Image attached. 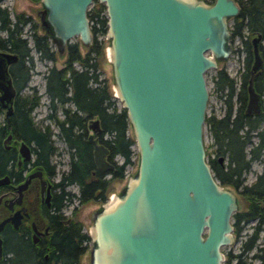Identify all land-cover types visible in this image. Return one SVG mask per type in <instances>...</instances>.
<instances>
[{"label":"water","instance_id":"obj_1","mask_svg":"<svg viewBox=\"0 0 264 264\" xmlns=\"http://www.w3.org/2000/svg\"><path fill=\"white\" fill-rule=\"evenodd\" d=\"M39 28L61 56L76 37L93 39L87 9L92 0H38ZM104 6L105 59L113 96L125 109L137 153L136 168L118 192L90 213L88 264H224L223 247L233 242L234 190L213 175L203 144L208 100L204 72L231 52L229 20L238 0H97ZM260 33L250 37L245 111L260 110L253 78L264 59ZM76 41V40H73ZM14 52L0 49V109L10 114L15 88L7 64ZM62 64L54 62L59 69ZM86 140L96 169L113 168L107 147ZM10 138L6 134L3 143ZM21 159L30 156L23 140ZM115 160V158H113Z\"/></svg>","mask_w":264,"mask_h":264},{"label":"trees","instance_id":"obj_2","mask_svg":"<svg viewBox=\"0 0 264 264\" xmlns=\"http://www.w3.org/2000/svg\"><path fill=\"white\" fill-rule=\"evenodd\" d=\"M238 2L240 6L238 14L232 17L228 28L230 38L238 37L244 52L245 73L242 78L244 82L251 57V36L260 33L259 47L261 52H264V0H238ZM87 16L90 20L93 39L90 44L83 46L85 51L80 53L78 49L80 43L77 40L66 43L64 67L56 69L52 65L44 76V93L52 109L54 110L55 104L58 103L62 113V117L55 112L49 116L53 118L57 135L68 151L67 169L60 172L57 183L61 189L59 201L63 199L70 201L75 198L79 204L103 201L106 198L105 190L108 182L123 177L124 167L130 163L133 153L131 149L133 139L126 132L129 125L125 109L115 104L116 98L112 96L105 79L97 77L99 59L104 54V44L97 38L99 33L104 34L106 28L103 4L92 0L91 6L87 9ZM27 19L21 13H17L15 19L11 20L6 6L0 5V30L3 31V35H0V47H8V50L15 52L18 56L17 61L9 67L16 91L24 86L28 79L32 66L30 49L36 52L39 59H53L55 55L48 36L37 33L35 27H32L30 32L31 46L28 45L27 38L21 33V26ZM75 62L79 64V67L75 65ZM216 77L215 81L219 90L226 87L232 88L234 79L229 77L222 68L216 70ZM254 85L259 89L264 88V75L257 76ZM230 93L231 90L228 91L229 96L232 95ZM240 99L241 103L245 100L244 87L240 91ZM38 103L39 96L35 91L24 94L19 100L16 93L12 101L13 112L10 115H4L0 109V138L5 133L11 132L16 138L30 143L35 155V163L45 166L50 165L48 158L55 153L56 146L51 138L52 131L49 124L38 125L32 119V110ZM71 104L74 105V110L70 108L73 107ZM229 113L228 111L217 119L205 114L204 124L212 123L211 133L216 143L215 147L219 154L225 155L226 158L225 166H220L215 161L210 162L211 165L214 164L211 167L213 175L220 183L236 189L247 204L244 211L235 210L231 214L233 233L238 235L241 230L238 222L242 218L255 217L256 198L261 197L264 191L263 184L257 185V180L250 184L244 183L243 174L249 169L252 161H259L262 162V171L256 176L264 178V106L262 112L255 115L254 121L249 126L255 129L257 139L253 143L250 142L248 150H244V143L250 136L248 130L240 133L236 131V128L231 129ZM92 116L98 119L100 127L98 140L107 147V157L113 162V168L104 173L96 169L91 156V145L83 132L86 118ZM240 120L242 121V118ZM243 123L246 122L243 121ZM245 133L248 134L246 137ZM116 155L121 157V162L117 163L113 159ZM207 161L209 163L210 160L207 159ZM68 184H76L77 193L66 190L64 187ZM61 205L62 202H60ZM75 212L76 209L73 207L72 214L74 215ZM258 232V227L253 226L248 237L241 242L240 249L244 247L247 250L252 249ZM61 240L63 248L68 247L69 250L68 253L61 251L60 259L55 261L57 264H77L89 241V236L81 229L79 220H72L67 238ZM251 254L257 255L254 251ZM232 255L230 251L225 252L224 264L229 262ZM236 255L239 256L240 252ZM233 264H243V262L239 257ZM256 264H264V260H258Z\"/></svg>","mask_w":264,"mask_h":264},{"label":"flooded vegetation","instance_id":"obj_3","mask_svg":"<svg viewBox=\"0 0 264 264\" xmlns=\"http://www.w3.org/2000/svg\"><path fill=\"white\" fill-rule=\"evenodd\" d=\"M206 1L210 2L211 0H206ZM40 30L41 33H44L42 29ZM259 43H260V39L258 42V50L260 52V55L264 59V52L263 53L261 52ZM0 49L8 50V47H4V48L0 47ZM232 50L233 48L231 49V51ZM240 50L242 51L241 46H240ZM29 55L31 56V61H32V54L30 53V51H29ZM55 56L56 53L54 57ZM250 56H251L250 62L247 68V74L245 76L244 82L242 80L243 75L245 73V68H244L245 66L243 64L244 52L242 58V65L237 70L239 73V78H238L239 81L236 80L234 75H230L223 65H219V66L217 65V68H215L214 73L211 76V81H212V90L216 93V96H218V98L221 100L222 113L220 115H216L213 109H211L210 113L208 114L207 112L205 113L206 115L213 116L214 118L217 119L224 116L229 111L230 112L229 124L231 129L236 128L237 129L236 131L240 133L243 132V130L245 131L248 130L249 132L248 134L250 136L248 137L247 142L244 143V150H248L250 146V142L253 143L257 139V136L255 134V129L254 128L251 129V127L249 126L254 121L253 119L255 115L260 114L262 112V108L264 106V88L259 89L254 85L255 78L259 75H264V70L262 69L263 64H262L260 71L257 74H255L252 81L254 90L259 94L260 110L258 112L245 111L246 99H247L246 85H247V79L249 77L250 65L252 62V54ZM16 61L17 59L12 63ZM12 63L7 64V71L10 75L11 82L13 84L12 76L9 69ZM63 65H65L64 61H63ZM220 68H222L229 77L234 79V82L232 81L231 89H228L227 87L222 88L221 90L218 89L219 86L217 85V81H215V78H217L216 70ZM25 86L26 84L15 92V94L16 93L18 94V100L24 96L25 93H23L22 91ZM242 87H244V91H245V100L241 103L240 91L242 90ZM229 90H231L232 93L231 96L228 95ZM209 94L210 91H208V97ZM47 101H48L49 111L46 113V117L50 112H55L57 108V103L55 104L56 108L53 110L49 103V99ZM230 104L231 106H229ZM207 105H208V100H207ZM70 108L74 110V105L73 107ZM60 112H61V107H60ZM60 117H62V113ZM91 118H96V117L92 116L90 118H86L85 120V126L83 131L85 137L91 131L90 127L88 126L89 120ZM240 118H242V121L240 120ZM243 121L246 123H243ZM34 122L38 125L45 124L43 122L41 123H37L36 121ZM241 123H243V125ZM211 124L212 123L210 124L208 123V125L205 124L207 128V132L209 133L211 139L210 150H207V147L204 145V148L206 147L205 153L207 154L206 155L207 159L210 160L209 166L210 168L212 167V165L214 166V164L212 165L210 164L211 161L217 162L218 165L220 166H225L226 158L225 155L219 154L218 150L215 147L216 143L214 142L211 133V129H212ZM98 132L99 130L93 132V136L97 137V139H98ZM6 134L8 133H5V135L0 138V146L2 150V152L0 153V264H57L55 260L60 259L61 251L68 253L69 250L68 247L67 249L63 248V244H61L62 241L61 239L67 238L69 225L73 219L76 220V218L72 214V210L70 213H66L64 211V204L67 202V200L63 199L59 201V195L61 192V189L57 184L59 180V176L57 178L55 177L56 175L55 162L51 161V156L55 155L56 153L58 154L59 150L57 146L54 144L56 146V151L48 158L49 161L48 163L50 165L41 166L35 163V158H34L35 155L30 143L23 140L29 146L30 156L27 159H21V156L19 155L17 148L19 145V141L22 139L16 138L15 136H13L11 132H9L10 138L8 139V141H6V146H5L3 143V138L6 136ZM56 134H57V129H56ZM248 134L245 133L244 136L246 137ZM253 162L254 161H252L251 164ZM257 162L260 164V168L257 172H255L254 178L250 181V183L254 180L255 181L257 180L256 182L257 185L263 184L264 186V178H257L256 176L258 173L262 171V162L259 161ZM52 164L54 165L53 167ZM251 164L249 166V169H247L243 173L244 179H245V173L250 170ZM60 202H62L61 206H60ZM255 204H256L255 207L257 208L255 217L249 219L242 218L238 222V225L240 226V229H242L243 227L242 223H247L253 220L254 223L251 224V227L253 228V226H257L259 232H262V237L264 238V191L262 192L261 197L256 198ZM246 206L247 204L245 202L244 209L241 211H244ZM248 235L249 234H247L245 239L248 237ZM245 239L242 241H245ZM255 240L253 243V247H255L254 252L257 253V255L255 256L251 254V257L258 262V260H264V241L261 242L260 245H258L256 244ZM243 251H248V250L246 249V247H244L243 249H241V253ZM240 260L243 262V264L244 262H246L245 258L244 259L240 258Z\"/></svg>","mask_w":264,"mask_h":264},{"label":"rangeland","instance_id":"obj_4","mask_svg":"<svg viewBox=\"0 0 264 264\" xmlns=\"http://www.w3.org/2000/svg\"><path fill=\"white\" fill-rule=\"evenodd\" d=\"M92 3H90L89 7L91 6ZM0 5L1 6H6L9 14V18L11 20L15 19V14L21 13L23 17H28L26 23H24L21 26V33L27 38L28 45L31 46V38H30V32L32 30V27L35 26V31L37 33H41V30L39 28V19L38 16L36 15L35 11L40 8V3L39 1H33V0H0ZM231 22V19L229 20V24ZM31 24H34V26H31ZM0 35H3V31L0 30ZM97 38L102 40L104 46L107 43V40L104 38V34H98ZM73 40H78L76 37H73L70 39V41ZM79 42V41H78ZM261 42H263L261 40ZM233 50L228 54V56L224 59V61L218 63L219 65H223L227 72L230 75H234L236 80L239 78V73L238 69L242 65V58H243V52L240 50V40L238 37H235L232 39L231 42ZM50 46L54 49V46L50 44ZM80 53H83L85 51L84 47L79 44L78 47ZM104 49V47H103ZM104 51V50H103ZM30 53L32 54V66L29 70V76L26 81V86L23 88V93L28 94L31 91L35 90V92L39 96V103L33 108L32 110V116L33 120L36 121L37 123H45L49 124V127L52 130V139L53 143L57 146L59 153L52 155L51 156V161L55 162V171L56 175L55 177L57 178L62 170L67 169V161H68V152L66 150V147L64 146L63 142L61 139L57 136L56 134V127L54 126L53 118L49 116V114L53 113L50 112L47 117L46 113L49 111L48 109V97L44 93V75L47 71V69L54 65V62L57 61L59 64H62L60 66V69L64 67L63 61H64V54L61 56H56L53 59H39L36 55V53L33 50H30ZM100 65H99V73H98V78L102 79L104 78L109 90L112 94V88H111V68L110 64L107 62L105 59V54H103V57L99 59ZM75 65L79 67V64L75 62ZM264 70V63H263V68ZM214 68H209L204 72V78L206 82V87L207 90L210 91L209 97H208V105L206 107V112L207 114L210 113L211 109H213L214 113L216 115H220L222 113V104L221 100L216 96V93L212 90V81H211V76L214 73ZM239 81V80H238ZM113 96V94H112ZM115 104L117 106H120L119 100L116 99ZM71 106H73L71 104ZM4 113V111H3ZM55 113L60 117L61 112H60V107L57 103V108ZM126 132L130 134V129L129 127L127 128ZM203 144L207 147V150H210V136L209 133L207 132L206 125H203ZM131 149L133 153L131 154V161L130 163L126 164L124 167V173L123 177L120 179H113L108 182L105 190V194H109L111 192H118L122 186L125 183V179L127 174H131L134 172L136 168V162H137V153L135 151L134 144L131 145ZM115 161L117 163L121 162V157L119 155H116ZM260 168V164L257 161H254L251 164L250 170L245 173V183H250V181L254 178L255 172H257ZM108 176V174H106ZM231 187V186H230ZM237 198V210H243L245 206V201L243 200L242 196L237 192L236 189L231 187ZM65 189L69 190L70 192H75L77 193V186L76 184H68L65 186ZM99 206L98 201H88L83 204H79L75 198H72L70 201H67L64 204V211L66 213H70L72 208L75 207L76 212L74 214V217L76 220H79L81 223V229L83 231H87L88 226L91 222L90 220V213L93 209L97 208ZM232 220V219H231ZM242 223V222H241ZM254 221L251 220L247 223H242L243 227L240 231V234L235 235L234 234V239L233 242L229 245L224 246L223 252L230 251L233 255L231 256V259L229 262H225V264H233L238 258L240 257L241 259L246 260L244 264H256V260L251 257V253L254 251L255 247H253L251 250L248 251H243L241 253L240 249V244L242 240L245 239L247 234L251 232V224H253ZM264 241V238L262 237V232L258 233V236L256 237V244L260 245L261 242ZM89 241L86 243L88 245ZM87 245L83 253L80 255L79 262L78 264H88V252H87ZM238 252H240V255H236Z\"/></svg>","mask_w":264,"mask_h":264},{"label":"bare ground","instance_id":"obj_5","mask_svg":"<svg viewBox=\"0 0 264 264\" xmlns=\"http://www.w3.org/2000/svg\"><path fill=\"white\" fill-rule=\"evenodd\" d=\"M2 110H3V109H2ZM11 110H12V111H11V113H12V112H13V106H12V109H11ZM11 113H10V114H11ZM4 114H5V113H4ZM10 114H7V115H10ZM5 115H6V114H5Z\"/></svg>","mask_w":264,"mask_h":264}]
</instances>
